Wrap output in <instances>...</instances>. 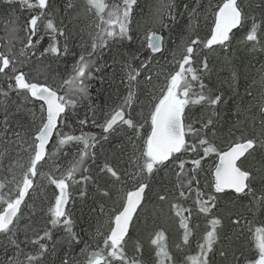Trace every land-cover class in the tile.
<instances>
[{
    "label": "snow or ice",
    "instance_id": "6c2138e0",
    "mask_svg": "<svg viewBox=\"0 0 264 264\" xmlns=\"http://www.w3.org/2000/svg\"><path fill=\"white\" fill-rule=\"evenodd\" d=\"M2 2L12 24L9 43L0 50V247L14 249L5 264H264V95L258 131L254 117L237 119L225 131L220 118L227 99L210 86L211 54L230 58L240 32L241 45L264 52V29L253 14L255 8L264 14V0H209L212 25L205 37L192 23L198 13L186 6L189 35L177 49L166 51L155 34L149 44L161 59L170 51L168 66L175 67L167 72L159 59L158 68L153 61L134 66L139 56L120 51L133 41L129 25L136 0H123V7L108 0H72L64 7L59 0L66 13L59 28L49 19L57 11L51 0ZM178 7L176 0H161V28L165 17L177 20ZM14 10H27L30 18L19 25ZM45 19L42 33L38 22ZM20 31L25 36L16 51ZM45 34L64 37L62 52L58 43L40 47ZM76 36L84 51L70 78L41 83L35 65L45 53L69 55ZM105 50L112 65L100 63ZM108 67L112 78L100 82L115 86L118 80L127 91L98 122L90 82ZM161 76L163 83L154 82ZM239 77L234 69L230 81ZM89 119L99 135L83 131ZM76 123L78 135L65 131ZM117 138L111 153L103 151L105 142ZM71 183L81 185L82 202L92 200L89 226L95 231L89 241H81L67 210ZM165 217L183 230L179 242L171 241ZM48 225L64 233L62 243ZM193 242L195 254L189 251ZM76 244H82L78 255Z\"/></svg>",
    "mask_w": 264,
    "mask_h": 264
},
{
    "label": "trees",
    "instance_id": "16d2710c",
    "mask_svg": "<svg viewBox=\"0 0 264 264\" xmlns=\"http://www.w3.org/2000/svg\"><path fill=\"white\" fill-rule=\"evenodd\" d=\"M70 2H72V0H65L64 7H66L67 3ZM108 2L119 3L121 7H123V0H108ZM249 2H251L253 5H256L259 3V0H245L246 4ZM51 3L56 6L57 11L56 14L49 17V19H52L53 23L59 28L61 27L60 21L61 19H63V15H66V13L63 12L59 0H51ZM75 3L82 4L83 0H75ZM160 3L161 0H136V5L133 7L132 11V23L129 25L130 34L133 36V41L131 42V47H129V42L125 41L124 45L120 47V51L126 55L135 53L139 56V60L133 61L134 66H138L141 61H153V64L151 66L158 68L159 65L155 63V59H159L160 64L165 65V72H167L169 70H174L175 67L174 65L172 66V68H169L168 66V61L171 59L170 51L169 54L167 56H164L163 59H161V53H151L148 46V38L150 34L155 32L163 34L164 49L166 51L176 50L177 45L181 43V39L186 38L189 35V12L186 11V6L188 9H194L196 13H198V16L192 21V23L195 25V31L198 32L201 37H205L208 35L210 26L212 25V19L207 14V6L209 0H176V3L179 5L177 9V20L173 23H169L168 18L165 17L164 23L166 26L161 28L160 24L156 22V9ZM214 3L215 0H213V4ZM17 8H19V5H17ZM14 14L19 25H23L31 15L27 10H24L22 12L14 10ZM253 14L257 17V23L261 26L262 29H264V14L261 13L259 8H255ZM142 16H144L145 21L142 24H139L140 18ZM10 20L11 16L7 12L2 0H0V50L5 48L9 43L10 31L12 27ZM46 23L47 19L44 20L43 24H41L40 22L38 23V27H40L42 33L46 31L44 28V25H46ZM17 35L19 39L14 41L16 51H18L20 47H22L20 40L24 39L25 33L23 31H20ZM244 35V32L239 33L236 45L232 49V55L230 58H225L221 52L213 53L210 57L211 62L214 65V71L211 76L212 83L210 86H212L218 92L223 93L224 97L227 99V104L225 105L220 118L221 126L224 127L225 131H227V128L231 127V125L235 123L237 119H239L240 121H244L246 118L250 117L255 118L256 130L258 131L259 129V100L261 95H264V82L261 81V70L264 69V52H261L259 50L252 52L241 45L240 40ZM53 36L55 37V39H53ZM56 43H58V45L61 47L62 52L64 37L59 36L58 34H45L40 47L47 48L50 44ZM81 43L82 41L80 37L76 36V39L69 44L70 54L67 56H64L62 54L60 56H56L51 53H45V56L41 58L43 62L36 64L33 70L34 74L36 70H39L41 72L40 82L43 83L47 81L51 83L53 80H55L57 82V85H59L61 79L70 78L73 64L78 61L79 55L84 51V49L81 47ZM84 43L85 45L89 43L86 36ZM111 56L112 53L105 50L104 58L100 61V63L107 61L108 65H112ZM234 69L240 73L238 83H232L230 81L231 72ZM116 71H119L118 67L116 68ZM112 73L113 67H108L102 73H94L97 78L91 80L90 82L91 101H89V103H91L97 110L96 119L98 122L102 121L103 116L111 110L114 104H118L120 102L127 91L123 85H120L118 80L115 82V86H109L107 83L100 82V78L102 77L105 79H111ZM154 82L163 83V76L160 77L159 81ZM2 83L3 77L0 76V84ZM205 83H208L207 79L205 80ZM230 83L232 84L231 87ZM193 84L194 90H198V86L195 84V82H193ZM141 106L142 105H137V108ZM85 111H87L86 106L80 109L81 118H83ZM193 111L199 114L200 106H196ZM238 112L240 113L239 117H237ZM145 114H147L146 111ZM90 115L91 114L89 113V116ZM71 123L72 122H70V124ZM248 127L251 131L250 120ZM80 130L81 129L79 124L76 123L65 131H70L78 135L80 133ZM145 130H147V126H145ZM83 131L99 135L101 129L97 125H93L91 123V119H89V124L83 128ZM119 143V138H117L115 141L105 142L103 151L111 153L113 147ZM125 143H127L126 140ZM222 146L226 147V145ZM130 150L131 149L129 148V151ZM125 158H127V154H125ZM98 163H102V160L98 161ZM63 166L66 167L67 165L64 164ZM2 173L3 169L0 168V174ZM88 183L91 185V182ZM80 188V184H70V187L68 189L69 202L67 210L72 214V218L75 221L74 229L77 233H79L81 241H89L91 239L92 233L95 231L94 227L89 226L93 222V216L95 215V212H92L91 214L89 213V206L92 205L91 199H88L87 203L82 202L83 198L80 195ZM91 190H94V186L90 188V191ZM166 220L172 221V225L174 224L173 227L177 229V220L165 217L164 221ZM43 226V222H41V227ZM163 226L166 227L168 233L171 234L172 231L170 227H167L164 223ZM48 227L51 229L50 225H48ZM51 230L53 232L54 238L58 242L62 243L64 233L59 228ZM150 230L151 225H149V231ZM182 231V229H179V235L176 237V242H179L182 236ZM40 234L42 235L43 233L41 232ZM144 235L146 239L147 232H145ZM20 238H24L23 232L20 233ZM172 238L173 236L171 234V241ZM81 247L82 244L74 245L73 253L78 255ZM246 248L247 245H245V249ZM194 249L195 243L193 242L191 245V249L189 250L191 254H195L194 251H192ZM13 254V248L8 247L7 249H5L4 247H0V264H5V261H11ZM21 259H23V256H21Z\"/></svg>",
    "mask_w": 264,
    "mask_h": 264
},
{
    "label": "rangeland",
    "instance_id": "374dc122",
    "mask_svg": "<svg viewBox=\"0 0 264 264\" xmlns=\"http://www.w3.org/2000/svg\"><path fill=\"white\" fill-rule=\"evenodd\" d=\"M146 15V14H145ZM144 15V16H145ZM144 16H142L141 18H140V21H139V24H142L144 21H145V18H144ZM170 222V223H169ZM162 223H164L167 227H170V229H171V234H172V236H173V238H172V241H175L176 242V237L179 235V228H178V224L176 223V227H177V229L176 228H174L173 226H174V224L172 225V221H170V220H166V221H163ZM166 228V227H165ZM167 234V233H166Z\"/></svg>",
    "mask_w": 264,
    "mask_h": 264
},
{
    "label": "water",
    "instance_id": "95a60500",
    "mask_svg": "<svg viewBox=\"0 0 264 264\" xmlns=\"http://www.w3.org/2000/svg\"><path fill=\"white\" fill-rule=\"evenodd\" d=\"M154 34H155L156 36H160V37H162V38H163V44H164V36H163V34H161V33H159V32H155V33L150 34V36H149V38H148V46H149V44H150V42H151V40H152ZM149 49H150V52L152 53V50H151L150 47H149ZM153 54H154V53H153ZM155 54H157V53H155ZM68 196H69V191H68ZM68 202H69V201H68Z\"/></svg>",
    "mask_w": 264,
    "mask_h": 264
},
{
    "label": "flooded vegetation",
    "instance_id": "af4514ba",
    "mask_svg": "<svg viewBox=\"0 0 264 264\" xmlns=\"http://www.w3.org/2000/svg\"><path fill=\"white\" fill-rule=\"evenodd\" d=\"M39 23V22H38Z\"/></svg>",
    "mask_w": 264,
    "mask_h": 264
}]
</instances>
